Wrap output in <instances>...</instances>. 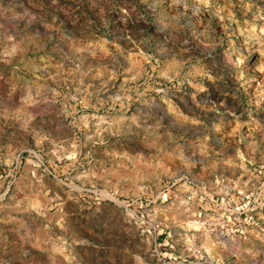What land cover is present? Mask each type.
Returning <instances> with one entry per match:
<instances>
[{
    "label": "rangeland",
    "instance_id": "374dc122",
    "mask_svg": "<svg viewBox=\"0 0 264 264\" xmlns=\"http://www.w3.org/2000/svg\"><path fill=\"white\" fill-rule=\"evenodd\" d=\"M262 218L264 0H0V264H264Z\"/></svg>",
    "mask_w": 264,
    "mask_h": 264
},
{
    "label": "crops",
    "instance_id": "0c3cea01",
    "mask_svg": "<svg viewBox=\"0 0 264 264\" xmlns=\"http://www.w3.org/2000/svg\"><path fill=\"white\" fill-rule=\"evenodd\" d=\"M262 216H263V215H262ZM260 223H261L262 225H264V218H262V219L260 220V222L257 223V225L260 224ZM253 227H255V226H253Z\"/></svg>",
    "mask_w": 264,
    "mask_h": 264
}]
</instances>
